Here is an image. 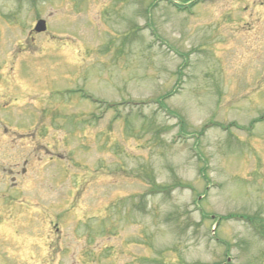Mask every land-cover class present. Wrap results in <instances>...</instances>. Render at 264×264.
Returning a JSON list of instances; mask_svg holds the SVG:
<instances>
[{
  "label": "rangeland",
  "instance_id": "374dc122",
  "mask_svg": "<svg viewBox=\"0 0 264 264\" xmlns=\"http://www.w3.org/2000/svg\"><path fill=\"white\" fill-rule=\"evenodd\" d=\"M194 1L0 0V264H264V0Z\"/></svg>",
  "mask_w": 264,
  "mask_h": 264
},
{
  "label": "water",
  "instance_id": "95a60500",
  "mask_svg": "<svg viewBox=\"0 0 264 264\" xmlns=\"http://www.w3.org/2000/svg\"><path fill=\"white\" fill-rule=\"evenodd\" d=\"M34 31L36 33H40V32L45 31V23H44V21H42V20L38 21L36 26H35V28H34Z\"/></svg>",
  "mask_w": 264,
  "mask_h": 264
}]
</instances>
